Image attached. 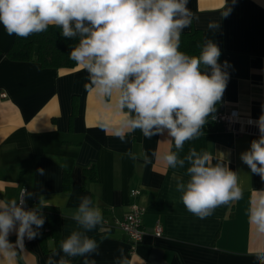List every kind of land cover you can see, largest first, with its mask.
Masks as SVG:
<instances>
[{"label": "crops", "instance_id": "0c3cea01", "mask_svg": "<svg viewBox=\"0 0 264 264\" xmlns=\"http://www.w3.org/2000/svg\"><path fill=\"white\" fill-rule=\"evenodd\" d=\"M227 6L232 10L224 18L223 0H189V9L199 19L183 32L198 29L202 44L206 38L218 44L221 64L228 61L229 73L220 105L258 121L264 114V0H227ZM210 20L219 23L215 31L207 28ZM15 37L0 24V199L18 200L26 189L31 195L24 196L25 207L41 198L56 207L60 239L54 248L49 234L43 239L25 237L24 250L16 249L14 256L0 253V264H45L60 241L79 230L71 215L82 196H90L103 214L102 223L87 233L100 244L99 255L89 257L96 264H117L121 257L127 264H257L254 253L264 248V238L249 224L248 209L264 181L240 155L259 135L221 130L185 143L181 158L192 148L211 151L238 173L243 190L239 201L199 219L187 211L176 191L177 180L188 179L187 165L171 169L163 159L175 151L166 133L146 139L136 130L122 143L112 135L125 119L115 95L109 99L87 91L88 73L77 65L43 68L10 60L6 53ZM129 151L138 158H129ZM65 167L67 191L62 190ZM41 168L43 175L37 171ZM91 175L95 179L90 181ZM131 189L140 191L135 201L144 210V234L135 246L115 225L129 210ZM156 222L162 225L161 237L154 235ZM8 239L15 244L16 233ZM71 259L72 264H83L84 257Z\"/></svg>", "mask_w": 264, "mask_h": 264}, {"label": "clouds", "instance_id": "9594fccd", "mask_svg": "<svg viewBox=\"0 0 264 264\" xmlns=\"http://www.w3.org/2000/svg\"><path fill=\"white\" fill-rule=\"evenodd\" d=\"M236 0H233V4ZM189 0H0V24L8 35L27 38L48 30L61 29L67 39H76L70 46L69 58L88 73L87 91L111 99L124 114L121 125L112 135L122 143L126 136L139 130L146 139L167 134L175 151L163 157L171 169L186 168V181L179 179L176 191L188 212L206 219L216 208L239 201L243 190L238 173L218 160L211 151L189 149L180 153L188 141L204 135V126L213 118L216 105L227 88L228 61L219 62L221 49L206 38L199 55L180 51L181 34L198 20L188 7ZM221 16L227 18L231 8L223 0ZM209 31L219 28L216 20L207 24ZM256 124L258 139L240 155L253 174L264 181V114ZM108 131L107 126L101 125ZM135 160L137 155L126 153ZM148 162L147 155L143 156ZM44 174V169L37 170ZM250 203L248 222L258 236L264 238V189ZM23 196H30L26 189ZM48 207L42 198L27 209L18 200L0 199V253L16 255L24 250V239H34L45 223L42 209ZM79 226L60 241L45 264H72L75 257H84L83 264H96L89 259L99 255L100 244L87 233L103 221L101 209L90 196H82L72 212ZM15 232V244L9 235ZM257 264H264V248L254 253ZM117 264H127L122 257Z\"/></svg>", "mask_w": 264, "mask_h": 264}, {"label": "trees", "instance_id": "16d2710c", "mask_svg": "<svg viewBox=\"0 0 264 264\" xmlns=\"http://www.w3.org/2000/svg\"><path fill=\"white\" fill-rule=\"evenodd\" d=\"M76 42V39L62 37L60 28L49 26L47 31L30 35L27 38L16 36L9 47L6 56L13 61L36 62L43 68H73L76 64L69 58L68 54L70 52V46L74 45ZM201 46L202 36L198 29L192 28L189 31L182 32L180 51L189 55H199ZM219 62L221 63V58H219ZM219 106L220 103L216 105V111ZM221 130V126L213 122L210 117L208 123L204 126L203 132L208 133ZM64 171L62 190L67 191L69 189L68 167H65ZM84 171L87 172V170ZM94 179L95 178L92 175L89 177L90 181ZM38 204L37 201H33L26 208L32 209ZM42 212L45 216V223L43 227L39 229L40 234L37 238L43 239L49 234L55 241V248L58 246L60 239L59 212L56 207L52 206L43 208Z\"/></svg>", "mask_w": 264, "mask_h": 264}, {"label": "built area", "instance_id": "2783aa9c", "mask_svg": "<svg viewBox=\"0 0 264 264\" xmlns=\"http://www.w3.org/2000/svg\"><path fill=\"white\" fill-rule=\"evenodd\" d=\"M213 122L221 126L223 131L230 132L234 135L250 133L255 135H260L256 120L251 117L242 115L238 110L226 109L223 106H219L216 113L213 115ZM140 191L138 189L130 190V197L132 198V203L130 204L129 210L122 217L115 220V225L119 228L127 237L131 245H137L143 238V227H142V215L143 208L137 204L135 201L139 197ZM22 195V190L20 191L19 198ZM18 198V199H19ZM163 233V228L160 222H156L154 226V235L156 237H161Z\"/></svg>", "mask_w": 264, "mask_h": 264}]
</instances>
